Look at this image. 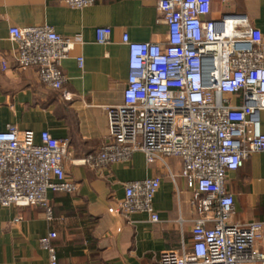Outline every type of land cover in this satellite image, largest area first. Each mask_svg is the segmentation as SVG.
Wrapping results in <instances>:
<instances>
[{"label": "built area", "instance_id": "1", "mask_svg": "<svg viewBox=\"0 0 264 264\" xmlns=\"http://www.w3.org/2000/svg\"><path fill=\"white\" fill-rule=\"evenodd\" d=\"M84 9L95 0H63ZM212 0H161L166 41L123 43L129 51V76L120 105L107 107L108 135L99 151L73 161L70 141L48 131L36 141L33 131L10 125L0 132V207H41L54 219L49 193L74 194L78 184L67 178V161L97 171L129 163L143 153L148 164L171 158L182 162L183 177L193 195L195 220L191 249L166 250L156 264H256L264 223H233L235 199L227 189L228 174L264 153L263 36L246 14L208 20ZM12 56L19 69H37L40 81L53 90L67 82L62 63L75 41L53 27H12ZM112 30H96L97 43H110ZM80 68L82 57L77 59ZM6 68V63H3ZM160 178L124 184V197L110 213L160 217L154 200ZM212 224V227L208 225ZM56 232L41 238L50 264H58Z\"/></svg>", "mask_w": 264, "mask_h": 264}, {"label": "crops", "instance_id": "2", "mask_svg": "<svg viewBox=\"0 0 264 264\" xmlns=\"http://www.w3.org/2000/svg\"><path fill=\"white\" fill-rule=\"evenodd\" d=\"M160 1L95 0L91 7L72 9L63 0H0V132L15 125L33 131L40 142V134L48 131L70 141L73 161L99 151L108 135L106 108L122 104L128 81L123 35L136 43L166 41ZM232 14L249 17L262 33L264 50V0H212L207 19ZM41 26L75 41L62 63L68 80L58 91L41 83L37 69H19L12 56L16 44L10 29ZM100 27L112 30L107 45L97 43ZM65 169L78 191L49 193L53 220L41 207H0V264H50L48 251L40 245L50 232L58 234V264H156L163 251L191 249L199 215L190 204L193 192L180 159L150 165L143 153H136L129 163L102 171L71 161ZM147 178L161 179L153 206L159 222L147 213L124 217L109 212L123 199L125 183ZM227 189L235 199L233 223H264V153L229 173ZM256 249L264 254V229Z\"/></svg>", "mask_w": 264, "mask_h": 264}]
</instances>
